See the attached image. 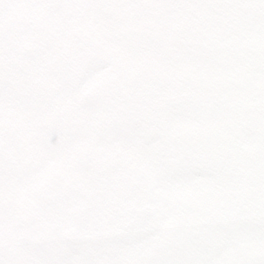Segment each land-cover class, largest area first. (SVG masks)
Returning <instances> with one entry per match:
<instances>
[{
    "label": "snow or ice",
    "instance_id": "6c2138e0",
    "mask_svg": "<svg viewBox=\"0 0 264 264\" xmlns=\"http://www.w3.org/2000/svg\"><path fill=\"white\" fill-rule=\"evenodd\" d=\"M41 8L147 10L165 18L159 40L166 46L177 83L171 85L175 99L164 111L177 127L211 126V137L198 141L215 153L212 167L205 166V171L227 191L213 197L203 223L189 222L188 243L159 250L152 264H264V0H0V39L11 28L26 26V14ZM150 135L145 130L140 136L145 148L152 146ZM200 166L203 161L186 159L177 169L158 159L154 188L144 193L152 207L132 214L129 237L148 241L167 203L157 190H166L178 175ZM6 176L0 164V264H75L74 257L87 251V242L76 231L87 221L75 204L61 207L49 200L41 205L45 227L57 241L55 248L42 249L33 239L37 222L11 215ZM64 199L71 201V195Z\"/></svg>",
    "mask_w": 264,
    "mask_h": 264
},
{
    "label": "flooded vegetation",
    "instance_id": "af4514ba",
    "mask_svg": "<svg viewBox=\"0 0 264 264\" xmlns=\"http://www.w3.org/2000/svg\"><path fill=\"white\" fill-rule=\"evenodd\" d=\"M59 10L49 9L47 25L59 30L60 37L55 43H48L45 53L64 39V26L59 20V14L57 15ZM138 14L141 15V12ZM161 21L166 25L163 16H161ZM28 26L29 24L19 28L21 34ZM165 27H156L154 21H149L144 17L134 21L129 26V30L126 27L125 30L129 33L132 45L131 49L136 55V60L129 63L123 56L117 57L118 50L130 52L128 47L118 48L115 40L102 42L99 34L95 33L92 50L84 51L86 57L88 56L87 59L76 65L84 71L87 69L88 58L101 63L103 67L96 68L92 77L95 78L96 84H104L103 87H86L81 90L82 93L81 91L76 93L73 90H65L70 88L58 86L57 77L54 76V66L46 64L41 69H36L35 59L39 56L31 59L28 76L5 78L7 81L5 80L4 83L7 86H9L8 82L13 87L18 81L28 79L34 87L44 90L40 92L45 96H37L36 100L39 102L38 107L42 119L39 126L41 132L45 139L57 142L54 148L51 146L53 151L51 150L50 155L55 152V149H59L60 143L64 142L65 146L67 143L64 139L74 133L87 140L88 143L93 135L97 137V142L92 147L87 142L81 143V146L78 145L70 161H68V156L61 157L57 153L56 158L49 159L44 166L42 158L39 163V166L43 167L45 171L44 186H56L64 197L71 195V201L64 199L61 207H68L69 203H74L77 206L86 203L87 200L96 202L95 197L92 198L89 194L93 191L101 197L99 205H96L99 213L94 214L96 220L94 223L98 219L105 221L112 218L108 205L115 197L120 196L127 199L132 197L133 190L128 187H117V179L131 182L137 180L143 186L151 184L154 187L152 178L155 162L158 159L170 161L177 169L183 167V162L186 159L190 160L183 154L182 147L177 142L180 137L177 131L178 127L170 122L164 111L168 102H165V106L156 115H151L149 102L144 101V96H148L150 88L142 86L141 90L135 91V87L132 85L135 79L133 71L157 69L161 73L156 85L157 90L166 96L175 95L171 85L177 83V79L169 70L166 46L159 40ZM107 29L109 30L110 26ZM139 46L140 49H138ZM49 51L45 57L50 61H55L58 67L73 68L72 60H70L73 51L71 48L67 49V45L58 48L56 52L49 53ZM54 54L58 57L54 58ZM159 58L162 61L157 63ZM40 73L43 74L46 83L44 74L51 77V83L48 82V84L52 86V89L40 88L33 82V79ZM179 75V73L176 74L177 77ZM27 87L26 85L23 89H18L19 93L27 91ZM144 88L146 90H143ZM127 94H131V96L127 102H124L122 97ZM53 95H59L60 99L52 100ZM76 98H80L83 103H88L89 106L85 108L89 107L90 110H84V106H80L79 102L75 101ZM49 99L47 105L45 102ZM185 126L203 127L209 125L197 123ZM145 130L151 133L147 137L148 142L152 145L150 148H145L144 141L140 139ZM121 132H126L128 135L121 136ZM2 149L0 146V151ZM87 151L95 152L102 159L97 168L104 171L105 176L99 182L92 181V175L88 171L90 166L84 161ZM226 191L224 186L218 184L213 176L207 174L205 167L191 168L178 175L174 183L169 185L166 190H157V195L162 197V203H167L163 206L162 220L148 241L134 239L124 243L88 246L86 252L74 257L75 264H152V260L159 250L179 248L188 243L186 233L191 230L189 222L192 225L198 221L203 223L205 210L212 202L213 197H220ZM170 208L175 211H170ZM36 222L35 240L38 242L37 245L42 249L55 248L57 241L52 235V230L45 227L46 221H44L41 211ZM43 236H46V243L41 242Z\"/></svg>",
    "mask_w": 264,
    "mask_h": 264
},
{
    "label": "bare ground",
    "instance_id": "6f19581e",
    "mask_svg": "<svg viewBox=\"0 0 264 264\" xmlns=\"http://www.w3.org/2000/svg\"><path fill=\"white\" fill-rule=\"evenodd\" d=\"M117 2V0H62V3H79V4H88V3H110ZM32 11H35V15L32 14ZM48 12V9L42 10L36 9L31 10L30 17L40 18L41 12ZM128 11L129 9H118V8H107V9H90V8H67L60 9L59 14L62 18V23L64 26L65 34L62 42H59L52 46V51L56 52L58 48H61L63 45H70L73 49L71 64L73 68L62 69L56 65L55 61H50L45 56H40L35 59L36 69L39 70L44 67L46 64L54 66V76L57 77V83L60 87H68L71 89L82 90L86 87L98 88L103 87V85L96 84L95 78L92 77L93 71L96 68H101L103 65L98 61H94L91 58H88L86 64V70L82 71L78 68L79 62L86 60L87 57L84 53L87 48V35L90 33L99 34L100 40L104 41H116L117 47H128V50H118L117 57L123 56L126 62H134L136 60L135 52L133 51L132 45L130 43L129 33L125 30L126 26L129 25L128 21ZM144 18H147L149 21H154L156 27L166 26L161 21V14L155 13L152 11H140L136 10ZM27 15V14H26ZM28 16V15H27ZM114 25L117 29L116 31H110L111 26ZM110 26L108 30L107 27ZM19 28H11L7 34L13 38L21 36ZM16 29V32H15ZM90 29H93L91 31ZM108 42V43H109ZM8 41L5 38L0 39V49H5L8 46ZM141 47L139 46L138 49ZM54 58L58 55L54 54ZM162 61L159 58L157 63ZM0 70H3V67L0 66ZM4 71V70H3ZM47 84L51 83V77L48 74H44ZM8 78V77H6ZM11 78H17L13 76ZM4 82L7 80L2 79ZM6 80V81H5ZM28 86L27 91L23 93H18L14 96L7 94L8 86L5 85L1 88L2 93L5 95L3 104L0 103V145L3 146V150L0 151V164L5 167L7 176V192L6 196L8 205H13L19 203L25 204L28 196L31 194V189L34 186V175L41 173L43 167L40 168L38 158L34 154V151L39 150L35 144L40 141L38 140L35 134H41L42 130L39 127L41 124L39 102L36 100V97L45 96L43 89H38L34 87L30 81L22 80ZM14 82V81H13ZM25 104L30 106L28 111H23L18 108L17 105ZM7 108H13L14 114L17 116V119L10 118V121H7L10 111ZM12 113V112H11ZM20 114V115H19ZM32 126L34 128H32ZM42 140L47 143V147L54 148L57 142L50 141L42 137ZM66 143L72 146L71 141H65ZM39 143V142H38ZM64 144V143H63ZM92 147V146H90ZM43 149V145L41 148ZM11 195H17L21 199H11ZM21 207V205H20Z\"/></svg>",
    "mask_w": 264,
    "mask_h": 264
},
{
    "label": "water",
    "instance_id": "95a60500",
    "mask_svg": "<svg viewBox=\"0 0 264 264\" xmlns=\"http://www.w3.org/2000/svg\"><path fill=\"white\" fill-rule=\"evenodd\" d=\"M40 32V31H39ZM45 40L42 35L33 37H25L20 39L14 46H10L7 48L6 52H3L1 56L8 63L9 71L13 72H25L28 64L26 61L35 55L36 53H40L43 51ZM146 74L149 76L148 81L141 79V76ZM158 78V74H155L151 71L141 69L135 74L134 79V87L136 90L142 89V85L149 87L148 96H144V101L150 103V112H155V108L163 107L164 102L161 100L160 96L162 94L158 91L156 85V79ZM146 90V89H144ZM174 97H165L167 102H171ZM168 102V103H169ZM180 138L179 142L182 145L184 152L187 156L191 157L196 161H203L204 165L212 166L213 158L215 157V153L213 151H209L200 146L199 140L202 138L211 137L212 132L211 129L207 128H193V127H182L179 130ZM90 166H98L101 164L102 160H100L95 154L89 155V159L87 160ZM93 174L100 173L96 168H92ZM231 171V169H229ZM103 175V172L94 176V179L99 178ZM124 181L118 180L117 185L121 186L124 184ZM131 187V184L130 186ZM134 197L126 201L122 197H115L114 201L109 205L111 211L115 212L117 215L116 220L113 222H107L102 219L98 220L97 226L95 228V232L81 231V226L76 229V231L80 234V239L86 241L87 244L90 243H115L119 241H127L128 239H133L129 237L127 232V227L132 219V214L136 211H140L144 208H150L152 205L148 202V200L144 197V193H148L143 190V188L136 184L132 183ZM139 190H143L142 192ZM48 200L60 199L58 193L56 191H51L49 195H44ZM93 196L92 198H94ZM100 199H97V202H93L92 200L88 202L86 205H79L75 207V210L85 218L87 223L83 224L87 226L90 221L88 220V216L91 213L96 212L95 205L98 204ZM57 201V200H56ZM59 202V201H58ZM128 202V203H127ZM83 226V227H84ZM108 228V229H107Z\"/></svg>",
    "mask_w": 264,
    "mask_h": 264
},
{
    "label": "rangeland",
    "instance_id": "374dc122",
    "mask_svg": "<svg viewBox=\"0 0 264 264\" xmlns=\"http://www.w3.org/2000/svg\"><path fill=\"white\" fill-rule=\"evenodd\" d=\"M49 15H50V13L48 12V16ZM29 18L30 17L26 16V25H28L27 21H28ZM139 19H143V17L140 14H138V12H136V10L129 9V11H128V23H129V26L134 21L139 20ZM129 26H126L127 27V30H129ZM116 29L117 28L115 26H111V30L116 31ZM48 51L46 53H44L45 55L44 54L43 55L44 56H47ZM51 51H52V48L50 49L49 53ZM44 70H46V69H44ZM9 83L10 82H8V85H9L8 86V91H7V94L8 95L14 96V95H16L17 93L20 92L18 90H13V87ZM0 84L2 85L0 87V103L3 104V101L5 99V95L2 93L1 88L3 86H5V84H3V82L1 81V79H0ZM130 86H132V85H130ZM65 90H74V89H71L70 88V89H65ZM50 99L45 102L47 105H48ZM55 99H60L59 95H56V96L53 95L52 96V100H55ZM80 100H81L80 98H76L75 99V101L79 102L80 106H84V110L89 111L90 110L89 107L85 108L86 106H89L88 103H86V102L83 103L82 100L80 102ZM83 135H84V133H83ZM67 139H70L72 146H70V144H68V143L64 146L63 145L64 142L61 141L62 143H60L59 149L58 150L55 149L54 150L55 152L52 155H50L51 154V149L47 147V143L46 142H43V144H42L43 145V149H40L41 148V145L40 144L39 145H36V147H38L39 150L38 151L37 150L34 151V154H30V155H35V156H37L39 158H42L43 161H44L43 166L45 165V163L49 159H51V158H54L55 159L56 158L55 156L57 155V153H59L61 155V157L68 156L69 157L68 161H70V158L73 156L74 152L76 151L77 146L80 145L81 143L87 142V140H84L80 136H76L75 133H74V136L73 135L67 136L64 140H67ZM95 142H97V137H95L93 135L91 137L89 143L88 142L87 143L90 144L91 146H94L96 144ZM3 147H4V145H3ZM43 152H45V153H43ZM41 174H42V172L41 173H37L36 175H34V181H36V180H38V181L34 183V186L31 189V194L28 196V199H27L26 203L25 204H22V203L20 204L19 201H18V203L9 206L10 207V210H11V215H12L13 218H15L18 214L19 215L28 214L29 213V208H30V206L33 203L34 204H37V205H40V206L42 205V203L40 201H38V198L36 197V192H37L38 185H39V179L43 176V174L42 175ZM10 198L11 199H15V198L16 199H21L17 195H11ZM20 205H21V207H20Z\"/></svg>",
    "mask_w": 264,
    "mask_h": 264
}]
</instances>
